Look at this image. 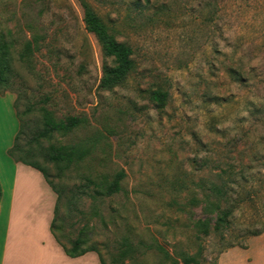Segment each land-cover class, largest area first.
I'll list each match as a JSON object with an SVG mask.
<instances>
[{"label":"rangeland","instance_id":"obj_1","mask_svg":"<svg viewBox=\"0 0 264 264\" xmlns=\"http://www.w3.org/2000/svg\"><path fill=\"white\" fill-rule=\"evenodd\" d=\"M152 4L141 14L121 0H0V42L15 70L0 94V163L20 128L15 102L27 125L22 144L46 116L76 118L41 147L30 143L76 148L81 158L60 171L35 157L66 189L56 224L65 244L84 231L105 264H264L263 234L220 253L206 189L220 164L245 173L239 192L257 208L236 212L231 236L263 213L264 0ZM89 11L134 51L135 72L113 88L101 87L106 51ZM158 87L170 95L163 110L151 97ZM120 174L113 195L87 187L91 179L107 189ZM72 260L65 264H90Z\"/></svg>","mask_w":264,"mask_h":264},{"label":"trees","instance_id":"obj_2","mask_svg":"<svg viewBox=\"0 0 264 264\" xmlns=\"http://www.w3.org/2000/svg\"><path fill=\"white\" fill-rule=\"evenodd\" d=\"M128 3L131 8L139 13H144L148 8L153 6L152 0H121ZM161 7V6H160ZM163 9V8H160ZM164 11V10H163ZM86 22L90 29L100 38L106 51V59L104 62V76L101 80V87L113 88L125 83L130 76L135 72L136 62L134 59L133 49L126 43L118 41L108 32L106 24L102 19L92 11L86 15ZM12 52L10 46L5 41L0 42V94L12 89V79L15 75V70L12 64ZM83 69V68H82ZM151 97L156 105V108L163 110L166 107L167 101L170 97L169 92L161 87L151 92ZM17 116L20 123L19 132L15 138L13 147L9 150V155L19 163H23L38 170L45 178L49 186L57 195V203L54 211V219L51 225V231L57 242L63 247L66 255L70 258H79L87 253L96 252L99 255L101 264H105L101 254L93 244H88V239L84 231L79 233L75 240H70V245L65 244L59 236L56 235V224L60 216V210L66 189L62 185H56L51 180V170L49 166H43L40 162L35 160V157L40 154L44 162L53 164L61 168L62 163L67 162L73 164L81 158L78 156L76 148L50 146L48 149L40 152L39 148H35L32 142H35L39 147L42 146V141L50 140L55 133L74 128L79 121L76 118H69L64 121H55L46 116L43 123V128L39 130L29 144H22V138L26 135V123L22 119V114L18 111V104L15 102ZM217 180L210 181L206 185V189L210 192V197L213 198L214 204L212 207L216 212V220L214 223L213 233L221 241V251L224 253L228 249L242 248L247 249L246 241L251 237H258L264 234V201L261 202L263 209L262 215L257 216V220L241 231V235L231 236V233L236 227V212L245 209L249 206L255 205V200L251 196H245L239 191L246 187V176L243 171L236 173L232 166L224 167L221 164L216 167ZM123 174H120L117 180L107 189L95 184L93 180L88 179V186L95 185L96 194L113 195L121 190L120 181ZM87 187H83L80 191L82 194H89ZM264 188V185H263ZM2 197V186L0 182V202ZM261 197L259 198V200ZM257 208V205L253 206ZM259 223L258 226L255 223ZM208 232H206L207 234ZM231 236V237H229ZM197 263L195 257L185 261V264Z\"/></svg>","mask_w":264,"mask_h":264},{"label":"crops","instance_id":"obj_3","mask_svg":"<svg viewBox=\"0 0 264 264\" xmlns=\"http://www.w3.org/2000/svg\"><path fill=\"white\" fill-rule=\"evenodd\" d=\"M0 182V264H65L76 259L66 255L51 231L57 195L44 176L16 162L8 151L7 162L0 163ZM79 258L101 264L96 252Z\"/></svg>","mask_w":264,"mask_h":264}]
</instances>
